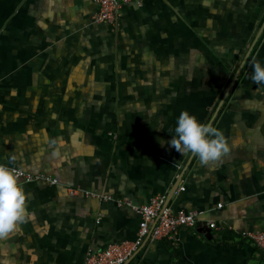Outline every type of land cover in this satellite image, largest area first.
I'll use <instances>...</instances> for the list:
<instances>
[{
	"label": "crops",
	"instance_id": "0c3cea01",
	"mask_svg": "<svg viewBox=\"0 0 264 264\" xmlns=\"http://www.w3.org/2000/svg\"><path fill=\"white\" fill-rule=\"evenodd\" d=\"M97 7L0 0V163L58 181L18 178L31 215L0 237V264H84L135 239L140 217L118 198L156 194L198 225L124 264H264L244 234L264 231V84L250 79L264 63V0L130 1L114 29L91 21ZM182 109L220 129L229 153L202 164L171 147Z\"/></svg>",
	"mask_w": 264,
	"mask_h": 264
},
{
	"label": "built area",
	"instance_id": "2783aa9c",
	"mask_svg": "<svg viewBox=\"0 0 264 264\" xmlns=\"http://www.w3.org/2000/svg\"><path fill=\"white\" fill-rule=\"evenodd\" d=\"M97 10L91 17L94 23H105L114 29L118 24L120 9L123 4L134 1L140 4L142 0H96ZM19 173L18 178L23 181H44L48 184H56L58 181L52 175L45 172H30L19 168H13ZM71 193L83 192L87 196L109 199L108 195H101L91 189H84L78 186L68 187ZM120 206H129L138 213L137 235L133 240L112 242L103 249L95 252H88L84 264H124L147 242L156 239H171L179 227L194 228L198 213L196 211H185L183 209L172 210L165 205V195L156 194L149 201L142 204H134L130 199L118 198ZM207 227L217 228L215 221H207ZM251 238L264 254V231H252L244 233Z\"/></svg>",
	"mask_w": 264,
	"mask_h": 264
},
{
	"label": "clouds",
	"instance_id": "9594fccd",
	"mask_svg": "<svg viewBox=\"0 0 264 264\" xmlns=\"http://www.w3.org/2000/svg\"><path fill=\"white\" fill-rule=\"evenodd\" d=\"M251 81L264 84V63L253 61ZM175 135L168 141L178 153L189 152L198 156L200 163L216 161L230 151L224 133L210 123H205L182 109L176 117ZM19 173L5 163H0V237L15 230L30 213L25 206L26 192L18 182Z\"/></svg>",
	"mask_w": 264,
	"mask_h": 264
},
{
	"label": "water",
	"instance_id": "95a60500",
	"mask_svg": "<svg viewBox=\"0 0 264 264\" xmlns=\"http://www.w3.org/2000/svg\"><path fill=\"white\" fill-rule=\"evenodd\" d=\"M253 45H254V43L250 44L249 49H248L249 51H250V49L253 47ZM249 51H247V53H246L244 59H242V60L240 61L238 67L235 69V71H234V73H233V76L231 77L230 82H229V84H228V86H227V88H226V90H225V92H224V94H223V98L228 94L229 89L232 87V85H233V83L235 82L237 76L239 75V73H240V71H241V69H242V67H243V65H244V63H245V60H246V58H247V56H248V54H249ZM223 98H222L221 101L218 103V105H217V107H216V110H215V113L217 112V110H218L219 107L221 106V103H222ZM197 225H198V223H196V226H197ZM205 231H206V235L208 236V235L210 234V228H206Z\"/></svg>",
	"mask_w": 264,
	"mask_h": 264
}]
</instances>
